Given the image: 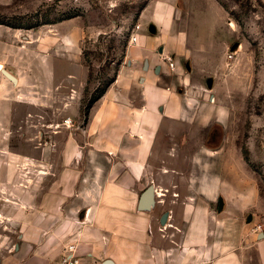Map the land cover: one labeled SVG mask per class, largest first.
<instances>
[{
	"label": "crops",
	"instance_id": "crops-1",
	"mask_svg": "<svg viewBox=\"0 0 264 264\" xmlns=\"http://www.w3.org/2000/svg\"><path fill=\"white\" fill-rule=\"evenodd\" d=\"M159 9L164 37L154 25L137 36L136 52L128 51L82 127L74 123L79 32L59 31L70 20L51 32L0 25V227L16 235L9 247L0 236V264H57L69 244L79 264H264L259 190L229 145L195 146L178 177L183 190L174 175L171 188L154 179L162 130L195 132L224 118L213 108V80L203 85L201 62L171 30L169 4ZM57 102L63 115L54 128L46 119ZM22 124L39 130L16 146ZM48 133L61 142H48Z\"/></svg>",
	"mask_w": 264,
	"mask_h": 264
},
{
	"label": "rangeland",
	"instance_id": "rangeland-1",
	"mask_svg": "<svg viewBox=\"0 0 264 264\" xmlns=\"http://www.w3.org/2000/svg\"><path fill=\"white\" fill-rule=\"evenodd\" d=\"M165 3L172 13L171 30L183 35L184 46L201 62L203 85L206 79L213 80V108L223 111L224 118L195 132L183 127L162 130L152 157L154 179L167 188L176 183L183 190V180L178 177L186 175L195 146L229 145L259 190L261 225L256 230L264 232V0H0V21L22 26V30L48 28L51 32L61 23L56 21L74 15L59 31L63 35L79 32L77 79L82 102L97 97L120 67L128 64V51L136 52L132 39L141 33L150 35L149 25L156 26L158 36L164 37L161 34L166 28L155 21V17L161 19L162 12L155 9ZM29 26L33 28L25 29ZM165 61L170 69L174 67L172 56ZM187 62L182 63L184 70ZM62 108L57 102L48 110L46 120L54 128L62 123ZM28 121L36 124L38 120ZM74 123L82 127V113ZM37 130L24 124L20 130L23 137L17 138L16 146ZM48 134V142H61V137ZM168 175L176 177L172 183ZM8 233L10 239L5 238ZM0 236L9 247L16 235L0 227Z\"/></svg>",
	"mask_w": 264,
	"mask_h": 264
},
{
	"label": "trees",
	"instance_id": "trees-1",
	"mask_svg": "<svg viewBox=\"0 0 264 264\" xmlns=\"http://www.w3.org/2000/svg\"><path fill=\"white\" fill-rule=\"evenodd\" d=\"M73 17H74V15H68L65 18L58 20L56 22L58 23V22H62L65 20H69V19H72ZM0 25H4V26H7V27H10L13 29H24V27H22V26L10 24V23H5L3 21H0ZM30 28H33V26H29L25 29H30ZM115 78H116V75H114L113 78L109 81L107 87L115 80ZM105 89H104V91H105ZM104 91H102L97 97H90L87 101H85L84 99L82 100V102H81V113L84 117L87 116V113H88L89 109L91 108V106L93 105V103L101 97V95L104 93Z\"/></svg>",
	"mask_w": 264,
	"mask_h": 264
},
{
	"label": "built area",
	"instance_id": "built-area-1",
	"mask_svg": "<svg viewBox=\"0 0 264 264\" xmlns=\"http://www.w3.org/2000/svg\"><path fill=\"white\" fill-rule=\"evenodd\" d=\"M135 41H136V38H133L132 42H135ZM76 251H77V248L74 244H69L68 246H66L63 249V254L61 255V258L57 264H79V259L77 257Z\"/></svg>",
	"mask_w": 264,
	"mask_h": 264
},
{
	"label": "water",
	"instance_id": "water-1",
	"mask_svg": "<svg viewBox=\"0 0 264 264\" xmlns=\"http://www.w3.org/2000/svg\"><path fill=\"white\" fill-rule=\"evenodd\" d=\"M148 31H149L150 33H154V32H155V29H154L152 26H150V27L148 28ZM4 74L6 75V77H7L9 80L14 81L13 77H11L9 74H7V73H5V72H4ZM207 84L210 86V81H208ZM151 195H152V188L149 187V188H147V189L145 190V192L143 193V196L141 197V198H142V199H141V200H142V205L145 206L146 208L150 207V206H148V204L152 202ZM151 204H152V203H151ZM166 216H167V214H163V215H162L161 223H163V222L165 221Z\"/></svg>",
	"mask_w": 264,
	"mask_h": 264
}]
</instances>
